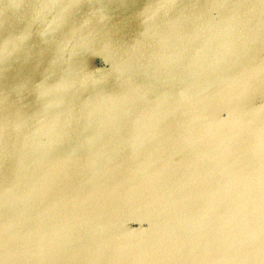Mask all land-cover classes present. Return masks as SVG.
<instances>
[{"label": "water", "instance_id": "95a60500", "mask_svg": "<svg viewBox=\"0 0 264 264\" xmlns=\"http://www.w3.org/2000/svg\"><path fill=\"white\" fill-rule=\"evenodd\" d=\"M66 1H0V264H264V0Z\"/></svg>", "mask_w": 264, "mask_h": 264}, {"label": "rangeland", "instance_id": "374dc122", "mask_svg": "<svg viewBox=\"0 0 264 264\" xmlns=\"http://www.w3.org/2000/svg\"><path fill=\"white\" fill-rule=\"evenodd\" d=\"M2 1H5V0H2ZM79 2H75V0H67L65 3V8H66V11L70 12V13H81V14H84V13H87V12H91V13H100V12H105L107 11L106 9L107 8H100V9H89L86 6L85 2L88 1V0H77ZM135 6V5H134ZM127 7V6H125ZM81 9L83 11H81ZM15 26V25H14ZM93 59H92V64L96 67H99L101 68L104 72H102L104 75H119V74H126L128 70H126L125 68H128L127 66H124V65H121L120 63H117L111 56L109 55H106V54H102L100 55V53H93ZM124 69V70H122ZM131 70V69H130ZM150 95L148 92H146V96ZM144 99V98H143ZM146 101V99H144ZM150 103V102H149ZM92 108V101L90 99H87L86 102H85V105H84V109H83V112H82V116H81V123L79 125V129H78V132H77V141H78V145L79 147L83 148V145H82V141H83V134H84V131L82 129V126L84 125L83 124V120L84 118L87 116V114L89 113V111L91 110ZM72 112V109H70L69 113H68V118L70 117V114ZM172 119L176 120V121H181V122H184V123H191V124H194L198 127H201L203 128L204 130H208L210 132L212 131H219L220 128H215V127H210L208 126L210 124V122H204V119L206 117H208L209 119H211V116L209 115H205L204 117L203 116H200V117H194L192 119L190 118H177V117H172L170 116ZM67 122L70 124L71 126V123L69 120H67ZM99 121L97 119L96 121V124L94 125L95 126V129L92 130V132L90 133V136L92 135L93 137L95 136V138L99 141ZM69 125L67 126L66 125V133H67V136L69 139H72L73 137V130L72 129H69L68 128ZM96 139L94 140V144H93V147H97V149L99 150V143H97V146H95V141ZM92 146V145H91Z\"/></svg>", "mask_w": 264, "mask_h": 264}, {"label": "flooded vegetation", "instance_id": "af4514ba", "mask_svg": "<svg viewBox=\"0 0 264 264\" xmlns=\"http://www.w3.org/2000/svg\"><path fill=\"white\" fill-rule=\"evenodd\" d=\"M1 1V0H0Z\"/></svg>", "mask_w": 264, "mask_h": 264}]
</instances>
